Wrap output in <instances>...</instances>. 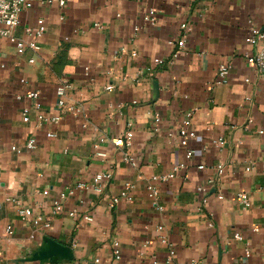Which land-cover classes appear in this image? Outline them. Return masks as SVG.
Here are the masks:
<instances>
[{
  "label": "crops",
  "instance_id": "crops-1",
  "mask_svg": "<svg viewBox=\"0 0 264 264\" xmlns=\"http://www.w3.org/2000/svg\"><path fill=\"white\" fill-rule=\"evenodd\" d=\"M150 10L158 17L153 27L144 22ZM40 23L46 31L39 51L20 53L0 38V264H42L28 258L45 237L74 256L45 264H264V80L246 60L256 50L246 43L251 25L264 28V0L37 3L21 14L14 33L26 39V28ZM183 36L186 47L173 58ZM223 64L231 66L229 83L218 85ZM63 78L74 87L67 98L73 111L57 107ZM29 91L39 93L45 114L62 116L60 123L39 125L35 112L23 121V108L34 106ZM129 123L137 168L112 143ZM30 137L37 139L33 150L26 147ZM220 138L225 144L216 146ZM101 139L105 160L95 155ZM181 164L185 168L160 187L164 210L158 211L147 199V182ZM108 171L113 178L102 195L76 188ZM213 179L205 198L197 189H210ZM127 181L136 186L133 201L110 208ZM72 188L64 213L52 216L55 200ZM240 192L250 196L251 207L238 201ZM16 202L43 221L21 218ZM73 210L76 216L69 215ZM159 226L175 249L170 263ZM236 233L244 240H235ZM114 241L120 260L113 257Z\"/></svg>",
  "mask_w": 264,
  "mask_h": 264
},
{
  "label": "built area",
  "instance_id": "built-area-1",
  "mask_svg": "<svg viewBox=\"0 0 264 264\" xmlns=\"http://www.w3.org/2000/svg\"><path fill=\"white\" fill-rule=\"evenodd\" d=\"M70 0H0V38H7L12 44L16 46V49L23 53L25 51L32 50V51H39L40 45L38 44V39L42 38L46 31V26L44 23L38 24L37 27H28L25 30L26 39H19L16 37L14 31L15 29L20 25V16L21 14L28 9H31L35 6V4L39 3L41 5H47L50 6L53 3L57 2L60 7H65L66 4ZM144 22L153 27L156 26L158 23V17L154 10H150L149 13L144 17ZM96 27H101L99 23L95 24ZM182 29L185 31L187 29V25L183 24ZM135 31H138V29H135ZM68 40V39H66ZM246 43L250 46H253L256 48L254 53H250L246 55L247 62L255 67L257 71V76L259 80H264V28L257 27L254 25H251L250 31L248 36L246 37ZM170 45H173V41L170 42ZM179 51L175 52L173 54V58H178L180 50L185 49L186 47V37L183 36L181 41L178 43ZM156 64L158 66H162L164 64L163 60H157ZM86 70V75L88 72V68ZM230 71L231 66L228 64H223L218 69V75L216 84L218 85H225L229 83L230 78ZM21 83L26 84L25 80H22ZM74 87L71 81H69L67 78H63V80L60 82L59 86L57 87V97H58V103L57 107L62 112L64 109H69L71 111L74 110V107L68 105L67 98L71 91H73ZM19 100L21 99L20 96L17 97ZM27 98L34 101L33 107H25L22 110V117L23 121L25 123H29L31 121V114L35 112L36 114V121L39 125H43L44 123H53L58 124L60 123L62 116L56 115V116H50L48 114H45L42 110V105L39 102L40 95L37 91H29L27 93ZM247 101H251V98L248 97L246 99ZM193 118V112H188L186 115V118L183 121V124L185 126H189L191 124ZM253 120H249V123H252ZM47 136L49 138L56 137V134L48 133ZM105 142V139H101L99 143H96L94 145V149L96 151L95 155L102 160L107 159V154L100 150V143L102 144ZM112 143L114 147L118 150H121L123 153V161L131 167L137 168L138 162L137 159L134 157L133 154H131V147L133 144V130H132V124H128V129L119 137L112 140ZM213 143L216 146H220L225 144V139L220 138L216 141H213ZM184 145H186V141L183 142ZM37 146V139L34 137H30L26 147L27 149H35ZM16 151L17 150L15 148ZM194 154V151L190 150L187 152L186 157L187 159H191ZM185 168L184 164L175 166L171 172L161 175H153L150 177V179L147 182L146 186V195L147 199L151 202V204L158 210L163 211L164 208L161 205V191L160 187L162 185L168 184L170 181H172L176 175ZM223 165L216 166V173L217 175H221L223 173ZM198 169L203 170L205 167L203 165L199 166ZM251 168L248 167L247 171H250ZM113 178V173L108 172H101L96 174L90 184L86 183H79L77 185V189H91L96 194L102 195L104 191V185L109 183ZM210 189H207L206 187H198V191L200 193L205 194V198L209 196L214 190L215 187V180L210 181ZM136 186L133 182L127 181L124 183L122 190L118 196H114L110 198L109 205L110 208L116 207L120 202L122 201H133V191L135 190ZM74 194V189H69L67 192L60 193L59 197L55 200L53 203L52 208V216L60 215L64 213L65 211V202L67 201L68 197L70 195ZM220 199H224L223 196H219ZM238 201L246 208L251 207V198L250 196L245 192H240L237 194ZM17 206V213L18 215L23 218L24 220L28 221L32 217L34 218L33 221L40 222L43 221V217L41 215H34L32 211L23 205L21 203L16 202ZM77 210H73L69 213L70 216H76ZM85 220L91 221L92 218L89 216L84 217ZM44 226L46 228L50 227V222L46 221ZM7 233L9 235H12L14 232V228L12 225H9L6 229ZM257 231V230H255ZM157 232L159 233V241L162 245L166 246L169 251L170 258L168 259V262H171L172 257L175 255V249L173 244L170 242L167 235L164 234V228L162 226H159L157 229ZM31 238H34V236H31ZM234 239L238 241H243L244 237L236 233L234 235ZM113 257L116 260L121 259V248L118 241L113 242ZM246 255L250 256V252L246 250ZM80 264V263H77ZM94 264H101L99 259L94 260ZM149 264H160L158 260H152ZM190 264H197L196 262H191Z\"/></svg>",
  "mask_w": 264,
  "mask_h": 264
},
{
  "label": "water",
  "instance_id": "water-1",
  "mask_svg": "<svg viewBox=\"0 0 264 264\" xmlns=\"http://www.w3.org/2000/svg\"><path fill=\"white\" fill-rule=\"evenodd\" d=\"M63 260H74L72 249L46 237L43 239V245L28 258V261L42 264Z\"/></svg>",
  "mask_w": 264,
  "mask_h": 264
}]
</instances>
